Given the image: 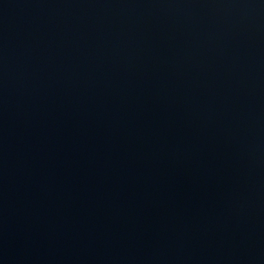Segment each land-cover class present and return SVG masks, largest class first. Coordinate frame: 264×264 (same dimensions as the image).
<instances>
[{
	"label": "water",
	"instance_id": "obj_1",
	"mask_svg": "<svg viewBox=\"0 0 264 264\" xmlns=\"http://www.w3.org/2000/svg\"><path fill=\"white\" fill-rule=\"evenodd\" d=\"M0 264H264V0H0Z\"/></svg>",
	"mask_w": 264,
	"mask_h": 264
}]
</instances>
